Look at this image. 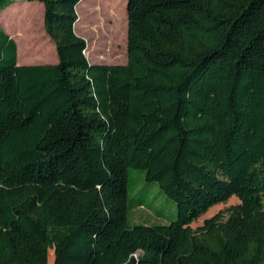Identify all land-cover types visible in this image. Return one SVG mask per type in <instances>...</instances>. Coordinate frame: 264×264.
Masks as SVG:
<instances>
[{"label":"trees","instance_id":"16d2710c","mask_svg":"<svg viewBox=\"0 0 264 264\" xmlns=\"http://www.w3.org/2000/svg\"><path fill=\"white\" fill-rule=\"evenodd\" d=\"M23 2L57 63L0 29V264H264V0H127L125 65L89 62L81 0ZM130 169L175 220L128 222Z\"/></svg>","mask_w":264,"mask_h":264},{"label":"rangeland","instance_id":"374dc122","mask_svg":"<svg viewBox=\"0 0 264 264\" xmlns=\"http://www.w3.org/2000/svg\"><path fill=\"white\" fill-rule=\"evenodd\" d=\"M12 1L13 4L0 13V29L16 41L18 65L56 64L55 46L44 29L43 5L39 2ZM126 4L127 0H81L78 5L76 33L87 42L86 56L91 64L127 63ZM127 190L130 224L167 225L175 220L176 204L160 191L157 183L146 182L144 172L128 171ZM137 202L142 206L136 207ZM238 203L232 197L212 207L190 227L195 230L203 225L204 220ZM52 263L53 252L49 251L47 264Z\"/></svg>","mask_w":264,"mask_h":264},{"label":"crops","instance_id":"0c3cea01","mask_svg":"<svg viewBox=\"0 0 264 264\" xmlns=\"http://www.w3.org/2000/svg\"><path fill=\"white\" fill-rule=\"evenodd\" d=\"M9 37L12 38L11 35H9ZM14 41H15V40H14ZM17 64H19L18 61H17ZM20 65H21V66H25V65H22V64H20Z\"/></svg>","mask_w":264,"mask_h":264},{"label":"water","instance_id":"95a60500","mask_svg":"<svg viewBox=\"0 0 264 264\" xmlns=\"http://www.w3.org/2000/svg\"><path fill=\"white\" fill-rule=\"evenodd\" d=\"M126 11H127V4H126Z\"/></svg>","mask_w":264,"mask_h":264}]
</instances>
